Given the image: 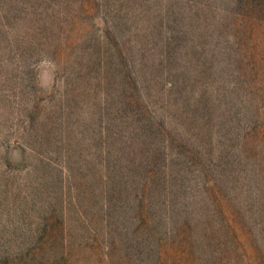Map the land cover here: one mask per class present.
Masks as SVG:
<instances>
[{"label": "rangeland", "instance_id": "374dc122", "mask_svg": "<svg viewBox=\"0 0 264 264\" xmlns=\"http://www.w3.org/2000/svg\"><path fill=\"white\" fill-rule=\"evenodd\" d=\"M256 180L264 0H0V264H264Z\"/></svg>", "mask_w": 264, "mask_h": 264}, {"label": "trees", "instance_id": "16d2710c", "mask_svg": "<svg viewBox=\"0 0 264 264\" xmlns=\"http://www.w3.org/2000/svg\"><path fill=\"white\" fill-rule=\"evenodd\" d=\"M256 182H259V185L255 187V191L253 194L254 200V209L253 212L256 214V216L259 217V221H263L264 219V183H260L259 180H256ZM240 213H237L239 215ZM259 229L263 230L264 227L261 224V222H258L256 225Z\"/></svg>", "mask_w": 264, "mask_h": 264}]
</instances>
